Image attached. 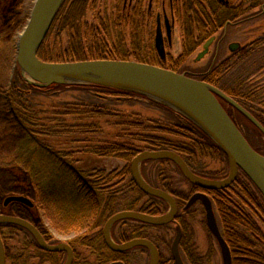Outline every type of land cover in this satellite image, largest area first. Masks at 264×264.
I'll return each mask as SVG.
<instances>
[{
  "label": "trees",
  "instance_id": "1",
  "mask_svg": "<svg viewBox=\"0 0 264 264\" xmlns=\"http://www.w3.org/2000/svg\"><path fill=\"white\" fill-rule=\"evenodd\" d=\"M90 1L66 0L38 50L40 58L49 61L54 60L50 57L47 45L50 39L51 46L52 36L54 37L53 32L59 25V34L67 29H75L76 31L72 33L67 48L61 53L66 56L64 58L66 60L134 58L138 61L161 65L157 58L158 55H156L158 52L154 42L150 41L149 45H143L141 40H139L144 32L147 16L146 12L141 9L140 3L138 8L132 11L130 4L126 8L124 0H119L118 3L116 0L108 7L115 10L116 18L109 17L103 26L110 41L107 45H103V48L100 47L92 42L97 39L99 29L97 32V30L94 31V29L87 28L85 31L87 38L84 43L81 24L86 20V24L89 26V21L86 17L89 14L88 6ZM66 3L68 7L63 12ZM258 7H261L263 11L264 2L262 0H239L237 4L232 3L231 0L228 4L221 0H182V2L178 0L177 6L176 4L174 5V13L177 23L182 29L183 51L175 64L180 65L186 62L200 45H203L211 35L226 25L228 21L240 22L249 18L259 17L263 12H254L257 11L256 8ZM122 18L126 19L127 23L130 24V46L121 42L118 38L120 36L119 29L122 24ZM97 23L92 25L91 28H96L95 26L99 28L100 26ZM263 44L264 39H257L256 42L252 43L250 51H247L246 48L241 51V59L247 58L252 52L256 56L260 55V53L264 54V49H261L262 51L259 49ZM4 48L10 59L11 57L15 58L17 54L15 42L10 44L9 48L6 45ZM229 59L227 58L219 64L210 66L197 78L205 80L237 99L264 123V118L249 104L264 105V75L258 85L250 84L253 78L247 73L248 70L238 74L233 82H229L226 70ZM256 63L258 64L259 62ZM260 66L264 68V64ZM261 67L257 70L262 71ZM168 68L179 71L175 66ZM4 71L2 72L1 70L0 75L6 74V67ZM8 74L9 72L6 75V81ZM251 74L254 73L252 72ZM68 85L65 82L38 85L26 80L21 71L15 69L14 76L9 84L0 83V106L8 116L6 118L3 112L0 115V123H9L15 129L13 132L15 141L11 148V162L9 164L23 168L28 173L30 185L27 189L32 194L30 192L27 194L35 202H39L47 214H68L64 216L66 224L60 225L57 223L60 228L64 226L65 231L83 228L91 230V235H88L89 231H87V233L73 239V242L79 246H90L100 255L101 263H107L117 255V252L107 246L102 230H99V228L111 215L120 209H134L138 205H140V210L145 212L152 214L161 212L155 203H142L147 194L141 191L134 181L131 182L132 186L129 191L121 192V194L114 193L110 191L109 186L102 185L97 179H94L90 172L75 167L72 161L73 151L57 150L41 137L52 135L55 130L39 125V127H36V122L34 123V120L31 119L33 116L27 108L28 103L24 102V100L30 99L36 92H56ZM77 86L91 90L98 97L102 96L101 98L106 97V95H126L128 97L140 95L133 91L99 84H77ZM163 107L171 112L173 116L176 127L174 133L182 135L186 138V141L175 142L157 136H144L142 141L148 143V149H173L179 152L194 172L208 177L199 173L194 161L210 153L218 157L222 154L224 155V151L202 128L184 114L166 108L167 106L165 105ZM99 114H102L101 110H98ZM183 130L187 132H182ZM164 132L171 133L170 126L164 129ZM258 134L264 135L261 131ZM257 150L259 149L257 148ZM90 151L101 156L116 155L128 161H131L140 152L134 146L123 145L122 143L113 146L92 147ZM240 173L250 180L254 188L246 183L243 177L238 175L232 185L212 191L219 211L221 230L231 248L233 264H264V197L251 179L243 171ZM120 175L122 177L131 175L130 166L125 167L120 174L116 173V171L109 173L107 176L108 183ZM231 191L240 198L243 205L251 207L252 211L254 210L257 213L255 215L262 223V226L244 206L230 199ZM117 208L120 209L117 210ZM178 221L183 232L180 246L186 252H189L192 235L189 233L186 224L180 219ZM144 226H148V224Z\"/></svg>",
  "mask_w": 264,
  "mask_h": 264
},
{
  "label": "rangeland",
  "instance_id": "2",
  "mask_svg": "<svg viewBox=\"0 0 264 264\" xmlns=\"http://www.w3.org/2000/svg\"><path fill=\"white\" fill-rule=\"evenodd\" d=\"M36 1L37 0H0V72L1 70L2 72H5L4 69L6 67V74L3 73L0 75V83L9 84L10 80L14 76L15 69L21 71L26 80L29 77L28 74H23V70L16 60V55L15 58L11 57L10 59L7 56L8 53L5 52L4 47L6 45L9 48L10 44L13 42L17 45L20 35L30 21ZM231 1L234 4H237L239 0ZM262 1L264 2V0ZM65 2L66 0L63 2L58 13L61 12ZM114 2H116V0L90 1L88 6L89 14H87V17L85 16L89 21V26L86 24V20L81 24L84 43L87 38L85 33L87 28L94 29V31L97 30V32L99 29L97 39L92 42L96 43L100 47L103 48V45H107L110 41L105 33V29H103V26L109 17L116 18L115 10L111 7L108 8ZM118 2L119 0H117V3ZM177 3L178 0L175 1L176 6ZM68 4L66 3L63 12L67 10ZM124 4L127 8L129 1H124ZM256 10L257 11L254 12L258 13L259 11H262V8L258 7ZM262 12L263 13L259 15L258 19L230 26L226 29L225 33H220L218 36H222L221 40L218 42L216 41L211 46L210 52L200 60H196V56L199 50H201L202 45L194 51L186 62L180 65L175 64L176 60L183 51L182 29L179 23H177L172 37V45L167 47L168 59L162 60L159 56H157V58L161 65H164L163 67L168 68L175 66L179 70L177 72L185 73L184 70H186L192 73L193 76V74L199 75V72L206 70L212 64H219L229 56H232L229 59L230 61L228 65H226L229 82H233L238 74H242L245 70H248L247 73L251 75V78H253L251 83H249L252 85H258L264 75V68L260 66L261 64H264V54L260 53V55L256 56L252 52L247 58L241 59V55H232L230 53L228 50V44L233 41H239L243 44V46H246L252 42H256L257 39L263 40L264 9ZM168 13L170 14L169 10ZM96 22H98L97 25L100 27L98 28L95 26L96 28H91V26L95 25ZM58 26L53 32L54 37L52 36L51 46L50 39L47 45L50 57L54 59L52 61L64 62L85 59H103H64L66 56L61 53H63V51L67 48L72 33H75L76 31L75 29H67L59 34ZM129 26L130 24L127 23V20L122 18V24L120 26L121 30L119 29L120 36H118V38L121 42L126 43L128 46H130L131 42ZM144 26V32L139 40H141L143 45H149L150 30L152 25L146 24ZM259 49L263 50L264 44L259 47ZM128 60L136 59L130 58ZM256 62L259 63L257 64ZM260 67L262 71L257 70ZM8 72L9 74L6 81V75ZM252 72L254 74H251ZM65 83L69 85L63 87L62 90L56 92H36L30 99L24 100V102L28 103L27 108L33 116L31 119L34 120V123L36 122V127L44 126V128H52L55 130V133L52 135H45L41 137L57 150L73 151L74 154L72 161L75 167L90 172L94 179H97L102 185L109 186L110 191L114 193L121 194V192L129 191L132 186V175L125 177L120 175L113 178L110 183H108V174L113 171L120 174L125 167L131 166V161L125 160L116 155H97L95 152L90 151L92 147L113 146L122 143L123 145L134 146L141 152L148 149V143L142 141L144 136L164 137L175 142L186 141V138L182 135L174 133L176 127L174 125L173 116L171 112L167 111L163 106L165 105L167 106L166 108L171 110H178L156 97L146 94L143 95V93L133 91L140 95H134L131 97L126 95H106V97L101 98L102 96L98 97L96 94H93L91 90L77 86V84L81 85L93 83H83L75 80H67ZM223 99L226 104L229 103L225 98ZM249 104H251L254 110L264 118V105L253 103ZM0 110V115H2L4 110L1 109V106ZM98 110L102 111L101 115H98ZM4 114L7 118V114L5 112ZM240 118L241 116H239V119ZM241 121L246 122L245 120ZM168 126L171 128V133L164 132V129ZM14 130L15 129H13L9 123H0L1 200H4L5 197L13 193L23 192L26 194L25 196H29L27 193H31V191L27 189L30 185V179L26 170L16 165L9 164L11 162L10 160L12 154L11 148L15 141V139H13ZM245 130L250 141L260 150L262 154H264V135L257 134V136L256 133L253 134L247 126H245ZM182 132L187 131L183 130ZM194 165L199 169V173L207 175L210 178L214 177V179H222L225 175H228L230 169L228 158L225 154L218 157L213 156L211 153L207 156H201L197 161H194ZM140 170L143 177L147 178L152 184L159 186L165 185L170 187L171 190L176 191L178 194L180 193L181 195H187L189 197L191 193L196 190L193 188L191 182L186 179L180 167L171 160L143 161L140 165ZM239 175L243 177L246 183L254 188L250 180L244 174L240 173ZM231 192L230 199L235 201L237 204L244 206V208L254 215L256 220H258L259 224L262 226V223L255 215L257 213L254 212V210L252 211L251 207L243 205L240 198ZM146 201H153L158 205V208L162 213L167 211L169 208L168 202L157 197L146 196L143 202ZM35 204L36 206L29 210V214H47L44 212L43 207L39 202H35ZM183 204L180 205L179 214H181L182 221L186 224L189 233L192 235L189 252L180 248L182 258L185 260L186 264H224L222 249L217 238L208 226L206 208L202 201H195L187 209L182 207ZM139 207L140 205H138L137 208ZM118 209L120 208H117V210ZM25 212L27 213V211ZM213 212L220 229H222L220 216L215 205ZM104 225L105 223H103L99 230H102ZM141 226L142 222L135 219L121 220L120 222L114 224L111 233L115 240H117V238L122 239L123 237L129 236L133 229ZM53 231L55 237L61 241L87 233V231H89L88 235H91L92 232L91 230H86V228L74 229V231L66 233H61L55 230ZM142 232L158 245L161 254L159 264H176L172 255V247L179 232L176 223L158 226H144ZM78 252L79 256L76 264H103L99 261L98 253L95 252L93 248L79 246ZM126 258L128 259V264H149L150 252L143 247L137 246L126 254Z\"/></svg>",
  "mask_w": 264,
  "mask_h": 264
},
{
  "label": "water",
  "instance_id": "3",
  "mask_svg": "<svg viewBox=\"0 0 264 264\" xmlns=\"http://www.w3.org/2000/svg\"><path fill=\"white\" fill-rule=\"evenodd\" d=\"M64 1L37 0L30 21L19 37L16 60L21 66L23 74L29 75L27 78L29 82L47 85L75 80L132 90L156 97L198 124L221 147L228 158L230 169L228 175L223 179H211L194 172L183 156L172 149L144 150L131 160V174L136 185L145 193L166 200L170 206L169 210L165 214H150L139 210L119 211L106 221L103 227L104 239L107 246L114 251H125L135 246H144L150 252L149 264H159L160 249L151 239L136 237L118 243L113 239L111 233L114 224L126 218L137 219L156 226L171 223L176 218L178 206L174 196L164 189L151 185L141 173V163L147 159L174 161L191 183L205 190L228 187L243 171L264 196V154L252 146L221 104L217 94L225 96L237 105L263 132L264 126L239 103L205 80L160 65L137 60L108 58L64 62L43 60L39 57L38 50ZM213 40L214 37H211L203 44V49L197 54L196 60H200L208 53ZM234 45L237 44L234 43ZM198 199H202L206 206L208 226L220 244L224 264H233L231 248L214 215L210 196L206 192H197L193 194L188 205ZM11 200H22L33 204L32 200L24 195H11L7 201ZM1 218L18 222L29 228L44 248L67 251L68 256L65 264L73 263L74 251L68 243L50 245L43 239L39 231L27 221L9 216ZM179 240L180 233L174 241L172 255L176 264H185L179 251ZM3 263L4 251L0 239V264ZM109 264L125 263L113 261Z\"/></svg>",
  "mask_w": 264,
  "mask_h": 264
},
{
  "label": "flooded vegetation",
  "instance_id": "4",
  "mask_svg": "<svg viewBox=\"0 0 264 264\" xmlns=\"http://www.w3.org/2000/svg\"><path fill=\"white\" fill-rule=\"evenodd\" d=\"M124 1H129L130 8L132 11L135 10L136 8H138V5L140 3L141 9H143V11H145L146 15H147L146 19H145L146 24L152 25V28L150 30V41L154 42L155 47H156L157 52H158V56L162 60H167L168 59L167 47H170L172 45L173 33H174L176 26H177V20L175 18V13H174V5H175L174 0H124ZM221 1L225 2L226 4L230 3V0H221ZM168 10L170 11V14L168 13ZM256 19H258V17L249 18L246 21L243 20L240 22L228 21L226 25L221 27L216 33H214L213 35L210 36V38L214 37V40H213L211 46L216 41L218 42L219 40H221L222 36L219 37L218 35L220 33H225V31H226V29H228V27L233 26V25H238V24L243 23V22L253 21ZM210 38H208V39H210ZM234 43H236L237 45H234ZM252 43H254V42H252ZM252 43L249 45L243 46V44L241 42L233 41V42H230L228 44V50L230 51V53L232 55H237V54L240 55L241 51H243L244 48H246L247 51H250L249 49L251 48ZM159 44H161V46H159ZM211 46L209 48L208 53L210 52ZM202 49H203V45H202L201 50ZM201 50H199V52ZM231 57L229 56L228 59ZM223 61H221V62H223ZM216 64H218V63H214L212 65H216ZM184 72L188 75H192V73H190L189 71L184 70ZM202 73H203V71L199 72V75L193 74V76L198 77ZM214 87H216V86H214ZM216 88L221 90L218 87H216ZM225 94L227 96H229L230 98H232L237 103H239L243 108H245L251 115H253L264 126V123L258 117H256L244 104H241L237 99L228 95L227 93H225ZM217 96H218L221 104L224 106L226 111L229 113V115L232 117L234 122L237 124V126L240 128V130L243 132V134L247 137V139L249 141H250V139L247 136L245 126H247V128H249L253 134L256 133V135H257L259 133V131H261L264 134V132L259 128V126L248 115H246L244 112H242V110H240V108H238L237 105L232 103L230 100H228L225 96H223L221 94H217ZM223 98H225L229 103L226 104V102ZM239 116H241L240 119H239ZM241 120H243V121L245 120L246 122H242ZM250 143L253 145V143L251 141H250ZM253 147H255V149H257L255 145H253ZM146 150H160V149H146ZM258 151L260 152V150H258ZM147 160H156V159H147ZM147 160H144V161H147ZM163 160H167V159H163ZM130 168H131V166H130ZM226 176L227 175H225L223 178H225ZM204 177H206V176H204ZM207 178H210V177H207ZM145 179L151 185L159 187L161 189H164L174 196V198L177 202L178 212H177L176 218L171 223L177 224L178 231H179L178 233H180V240H181V237L183 235L181 225L178 223L179 219L182 220L181 214H179L180 205H182L185 202L182 207L185 209L189 208V206L194 203L193 202L190 205H188V202L191 199V197L193 196V194L202 191V192H206L210 196L211 201H212V205H213V209H214V205L216 206V201H215L214 195L212 194L213 190H205V189H202V188L196 186L195 184L191 183L193 188H195L196 190L193 191L191 193V195L188 197L187 195L185 196V195H181L180 193L178 194L176 191L171 190L170 187H167L165 185H161V186L154 185L147 178H145ZM211 179H214V178H211ZM217 179H219V178H217ZM132 181H134L133 178H132ZM225 188H227V187H225ZM216 190H220V189H216ZM141 191H143V190H141ZM11 195H24L25 196L26 194H24V193H13ZM11 195H9V196H11ZM9 196L5 197L4 200L0 199V216L1 217H3V216L16 217V218L27 221L28 223L33 225L39 231V233L41 234L43 239L50 245H55V244H59L62 242L68 243L74 251V259H73L72 264H76V262L78 261V256H79V252H78L79 245L77 243L75 244L73 242V239H75L79 235L72 237L70 239L61 241L60 239H57L55 237L54 231H53V230H55V231H58L61 233L74 231L72 229L65 231L64 226H62L61 228L57 226V223H59L60 225L67 223V222H65L66 220H64V216H67L68 214L67 215L66 214H29V210L33 209L36 206L34 200L31 197H30V199L33 202L32 205L25 202V201H22V200L7 201V198ZM147 196L157 197V196H153L150 194H147ZM27 197H29V196H27ZM157 198L164 200L161 197H157ZM198 200L202 201V203L204 204L202 199H198ZM164 201H166V200H164ZM142 203L152 204L154 202L153 201H150V202L146 201V202H142ZM204 206H205V204H204ZM205 208H206V206H205ZM216 208H217V206H216ZM140 209L141 208L139 207V208H134V209H120L119 211H122V210H139V211H142ZM168 210H169V208H168ZM168 210L163 212V213L161 212L159 214H165L166 212H168ZM217 210H218V208H217ZM25 211H27V213ZM119 211H117V212H119ZM143 212H145V211H143ZM146 213H149V212H146ZM218 213H219V211H218ZM150 214H152V213H150ZM1 217H0V239H1V243H2L3 251H4V263L3 264H65V262L67 260V256H68L67 251H65V250L54 251V250L44 248L41 245L39 239L33 234V232L29 228H27L26 226H24L18 222L3 219ZM126 219H130V218H126ZM126 219H122V220H126ZM135 220H137V219H135ZM120 221L121 220L117 221L116 223H118ZM138 221H140V220H138ZM140 222H142V221H140ZM49 224H50V226H49ZM145 224H148V223L142 222V226L138 227V228L136 227L135 229H133L129 236L123 237L122 239L117 238V240H115L114 238L113 239L118 243H122V242L131 240V239L136 238V237L149 238L146 235H144L142 232V230L144 228L143 225H145ZM148 225H151V224H148ZM139 230H141V232H139ZM102 234H103V228H102ZM103 238H104V235H103ZM180 240H179V251H180V254L182 257V253L180 250V248H181ZM104 241H105V239H104ZM83 246L87 247V248H91L90 246H87V245H83ZM135 247H137V246H135ZM135 247L130 248V249L125 250V251H115V252H117V255L113 259H111L109 262L103 263V264H109L113 261H122L125 264H128V259L126 258V254L130 250L134 249ZM139 247H143L146 250H148V248H146L144 246H139ZM99 256L100 255H98V258H99ZM99 261H100V259H99ZM183 261L185 262L184 259H183ZM185 264H186V262H185Z\"/></svg>",
  "mask_w": 264,
  "mask_h": 264
}]
</instances>
